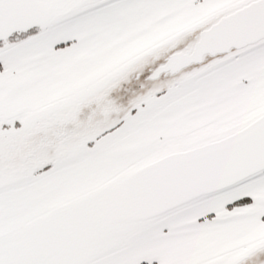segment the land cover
<instances>
[{
    "label": "snow or ice",
    "instance_id": "6c2138e0",
    "mask_svg": "<svg viewBox=\"0 0 264 264\" xmlns=\"http://www.w3.org/2000/svg\"><path fill=\"white\" fill-rule=\"evenodd\" d=\"M0 264H264V0H0Z\"/></svg>",
    "mask_w": 264,
    "mask_h": 264
}]
</instances>
